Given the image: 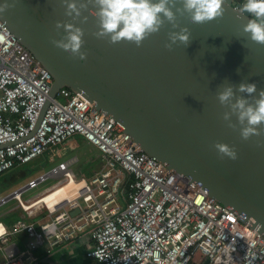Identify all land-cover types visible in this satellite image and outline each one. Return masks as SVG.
Here are the masks:
<instances>
[{"label":"water","instance_id":"95a60500","mask_svg":"<svg viewBox=\"0 0 264 264\" xmlns=\"http://www.w3.org/2000/svg\"><path fill=\"white\" fill-rule=\"evenodd\" d=\"M81 2L87 6L73 18L65 14L66 0H0L9 5L0 21L50 74L51 99L62 88L81 94L95 111L119 123L140 150L264 233V131L243 139L235 115L230 116L235 127L223 119L229 109L217 98L224 84H232L234 92L235 85L250 81L264 89V43L242 30L248 14L225 0L220 16L196 23L188 13L177 14L176 28L165 20L136 45L94 35L96 6L76 0L77 6ZM64 23L81 28L83 58L52 43ZM181 27L188 42H171L169 33ZM215 143L234 148L236 158L218 153Z\"/></svg>","mask_w":264,"mask_h":264},{"label":"built area","instance_id":"2783aa9c","mask_svg":"<svg viewBox=\"0 0 264 264\" xmlns=\"http://www.w3.org/2000/svg\"><path fill=\"white\" fill-rule=\"evenodd\" d=\"M51 86L50 74L0 21V176L75 135L103 163L78 180L72 169L76 158L59 162L0 198V207L14 201L28 218L37 211L47 216L37 225L23 218L9 227L0 221V264H24L16 247L7 246L19 233L26 235L29 250L87 234L92 247L86 257L99 264H264V233L140 150L119 123L95 111L81 94L62 88L51 99ZM56 179L23 202L25 194ZM66 182L77 184L68 197L25 209L24 203L34 204Z\"/></svg>","mask_w":264,"mask_h":264},{"label":"clouds","instance_id":"9594fccd","mask_svg":"<svg viewBox=\"0 0 264 264\" xmlns=\"http://www.w3.org/2000/svg\"><path fill=\"white\" fill-rule=\"evenodd\" d=\"M93 3L96 7L92 12L99 23L94 35L97 37L107 35L112 43L124 39L139 45L147 34L158 31L165 20L176 28L177 14L188 13L190 21L196 23L220 16L225 0H181L180 6L176 5V0H93ZM8 6L7 3H0V12ZM86 6L84 2L77 6L76 0H66L65 14L75 18L80 15V9ZM241 8L248 14L242 30L248 33L250 40L264 43V0H244ZM57 27H60L59 22ZM63 28L64 31L60 33L59 38L52 43L69 54H79L83 58L84 53L80 50L81 28L71 23H64ZM169 40L173 43L177 40L187 43L189 33L186 28L181 27L179 31L169 33ZM235 92L247 95L239 96L235 95ZM235 92L232 84H224L222 90L217 93L219 103L227 105L229 109L223 113V119L229 127H235L230 119L231 115H235L236 122L241 125L240 136L243 139L250 135H258L259 131H264V89L257 90L255 82L250 81L235 85ZM254 92L256 96L251 97ZM257 125L260 126L259 130ZM214 147L218 153L231 159L236 158L234 148L229 145L215 143Z\"/></svg>","mask_w":264,"mask_h":264},{"label":"crops","instance_id":"0c3cea01","mask_svg":"<svg viewBox=\"0 0 264 264\" xmlns=\"http://www.w3.org/2000/svg\"><path fill=\"white\" fill-rule=\"evenodd\" d=\"M243 2L244 0H232V4L239 5L240 8ZM97 158L100 161L99 166L86 170L82 178L87 179L102 169L103 163L100 156H97ZM77 160L78 158H76ZM10 179H12V176H10ZM6 205L1 206L0 209ZM18 209L15 203V206H12L10 209L0 211V221L9 227L20 218H23L27 222L35 223L36 225L47 219L45 212L37 211L31 218H28L24 212L20 209L18 211ZM7 242V246L16 247L17 254L24 264H99L97 261L86 257V252L92 247V241L87 234H83L71 243H64L53 248H49L47 244H44L33 250H29L27 247V237L24 233L10 236Z\"/></svg>","mask_w":264,"mask_h":264},{"label":"rangeland","instance_id":"374dc122","mask_svg":"<svg viewBox=\"0 0 264 264\" xmlns=\"http://www.w3.org/2000/svg\"><path fill=\"white\" fill-rule=\"evenodd\" d=\"M97 156H99V154L93 146L87 144L82 137L75 135L69 138L62 146H57L53 150L48 151L43 158L35 159L12 169L9 173L1 175L0 198L6 197L17 190L30 178H35L48 171L59 162L67 161L72 158H78L72 169L76 178L78 180L82 179L86 170L99 166L100 161ZM10 176H12V179H10ZM57 180L58 179L47 181L37 190L25 194L23 196V201L38 195V193L42 192L47 186L57 183ZM12 206H15V202L10 201L5 207H2L0 211L10 209ZM18 211L20 210L18 209Z\"/></svg>","mask_w":264,"mask_h":264},{"label":"bare ground","instance_id":"6f19581e","mask_svg":"<svg viewBox=\"0 0 264 264\" xmlns=\"http://www.w3.org/2000/svg\"><path fill=\"white\" fill-rule=\"evenodd\" d=\"M74 185L76 186L77 184L76 183L68 184V182H66L58 186H55L54 189H51L50 191L42 195L40 198H38V201L36 203L31 205H29L31 202L28 204L24 203L25 209L30 210L36 205L42 203H45L47 204L48 207H50L54 202L58 201L59 199L68 197L71 191L77 188Z\"/></svg>","mask_w":264,"mask_h":264}]
</instances>
